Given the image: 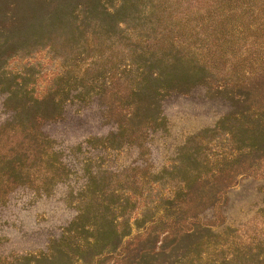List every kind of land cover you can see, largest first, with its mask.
<instances>
[{
    "label": "rangeland",
    "instance_id": "1",
    "mask_svg": "<svg viewBox=\"0 0 264 264\" xmlns=\"http://www.w3.org/2000/svg\"><path fill=\"white\" fill-rule=\"evenodd\" d=\"M235 99L261 131L264 0H0V264H264Z\"/></svg>",
    "mask_w": 264,
    "mask_h": 264
},
{
    "label": "trees",
    "instance_id": "2",
    "mask_svg": "<svg viewBox=\"0 0 264 264\" xmlns=\"http://www.w3.org/2000/svg\"><path fill=\"white\" fill-rule=\"evenodd\" d=\"M118 30H119V33H123L124 32V29H120L118 27V24H116V23L114 24V22H113V24H111V26L109 27V29L107 30V32L108 33H111V34H116V32L118 33ZM123 39L128 40L126 37H124L122 35L121 36V40H123ZM150 55H151L152 58H154L153 57V54H150ZM138 59L143 60V63L141 64L142 67L147 68V69L154 68L153 66H154L155 63H153V61H150V58H147L146 61H144L145 60L144 59V56L143 57L140 56V57H138ZM123 66H124L123 72L126 71L125 69H130V67H131L130 64H123ZM139 69H140V67L138 68V70ZM128 71H130V70H128ZM105 72H106L105 74H108V76L106 77L107 79H110V78L116 76V73H114V72H118V73L123 74L122 70L120 69V65L119 64L118 65H115V66L113 65L110 69H108ZM143 73H145V72H143ZM160 77H161V75L155 74V75L151 76L150 79H152L153 81H158ZM150 79H146L144 81V80H142V77H141V81L142 82L144 81L146 83L150 82L151 81ZM153 94H151V95L150 94H146L145 95V99L142 101L143 106L142 105L141 106L139 105L138 107H136V110H135L136 111V116L140 114L141 109L144 110V111H147L148 108H146V107L148 106L150 108V106H152V104H154ZM244 106H245V101L242 102L240 100H236L235 99L233 101V103H232V107L234 108V111L232 113H230V115L228 114L226 117H224L220 121V123H218V125L216 126V128L209 130V132H214L215 130L216 131L217 130H220L221 127H225L231 119H232V121H235V120H233L235 118L236 119V126H233L232 125V129L235 130V131H232V132L231 131H228V132L230 134L234 135L235 137H237L236 142L239 145H243V146H245V144H246L244 142L246 139H244L242 141L240 139V137H239L240 134L237 131L242 132V133L245 132V133H249V134L250 133L251 134L255 133V135H254L255 136V139H254V142L255 143H253L252 145H249V146H251L252 149L255 148V147H257L259 149H262L263 147L262 146H258L257 144H260L262 142L261 141V134H262V132H264V124H261V126L263 128L261 131H259L258 127H257V129H254V130L251 127H249V128L244 127L243 122L241 123V121H240V118H244L246 120L248 119V109H245ZM239 116H241V117H239ZM248 122L251 125L254 123V122H251V121H248ZM255 126H257V123H256ZM229 133H228V135H230ZM257 139L259 140L258 142L256 141ZM247 147L248 146H246L245 148H247ZM212 198H214V197H212ZM182 210L184 211L185 209L184 208L183 209L181 208V211ZM180 218H182V216ZM197 228L200 229V227H198V226H197ZM200 231L201 232H204V229H200ZM196 236H197V231L185 232L180 237V239L181 240H183V239H188L189 240V239L195 238ZM254 246H258L257 247V249L259 250L258 252L257 251H254L251 247H249V248L248 247L238 248V249L234 250V252L231 253L229 255V257H224L223 258V261H222V264H228V263H226L227 261L228 262L230 261L231 264H235L237 261L238 262L236 264H239V262H240V264H246V263H241V260H242L241 258H242V256H248V255H250V258H251V256H252L251 254H253V256H255L257 258H260V257L263 258L262 252L260 250L261 249V244L260 243H256V244H254ZM148 255L149 254H144V255H141L139 257L140 258V261H142L143 264H149V260H148V257L149 256ZM261 263H262V261H259V262L255 263V264H261Z\"/></svg>",
    "mask_w": 264,
    "mask_h": 264
}]
</instances>
